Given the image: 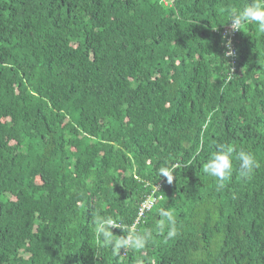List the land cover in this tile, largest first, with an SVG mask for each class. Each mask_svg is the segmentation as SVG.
<instances>
[{
  "label": "trees",
  "instance_id": "1",
  "mask_svg": "<svg viewBox=\"0 0 264 264\" xmlns=\"http://www.w3.org/2000/svg\"><path fill=\"white\" fill-rule=\"evenodd\" d=\"M246 2L0 0V264H264V32L222 35ZM221 144L260 166L219 186Z\"/></svg>",
  "mask_w": 264,
  "mask_h": 264
},
{
  "label": "clouds",
  "instance_id": "2",
  "mask_svg": "<svg viewBox=\"0 0 264 264\" xmlns=\"http://www.w3.org/2000/svg\"><path fill=\"white\" fill-rule=\"evenodd\" d=\"M229 20L231 22V31H241L249 22H255L261 32H264V0H247L243 7H233L228 10ZM225 56H234L235 52L231 48V42L228 37H225ZM235 149L226 145H218L217 150L212 154L211 158L205 165V172L211 177H215L219 182V186H223L225 181H228L232 176L233 171V153ZM235 159L239 161V174L242 179H248L256 168L260 166L258 160L252 152L239 150L235 152ZM172 169L160 171L159 175L167 178L168 182L173 180ZM160 215L163 217L160 223V228L165 226V223H171L172 214L165 209L160 210ZM95 232L97 237L103 238L105 246H112L117 251L122 248L134 250L143 249L153 238L150 229H144L143 232H132L127 236L120 237L113 234L112 229L117 227L116 221L111 217L98 216L94 220ZM174 235V231L171 233Z\"/></svg>",
  "mask_w": 264,
  "mask_h": 264
},
{
  "label": "built area",
  "instance_id": "3",
  "mask_svg": "<svg viewBox=\"0 0 264 264\" xmlns=\"http://www.w3.org/2000/svg\"><path fill=\"white\" fill-rule=\"evenodd\" d=\"M230 24H231V22H230ZM230 24H226L225 26H223L222 27V35L225 37H228V39L230 40V38L232 37V35L235 33V32H233V31H231V29H230ZM232 48V47H231ZM152 202L151 201H147L146 202V205L147 206H150V204H151ZM142 209H144V204L142 203V207H141V209H140V211H139V213H138V216H141V212H142Z\"/></svg>",
  "mask_w": 264,
  "mask_h": 264
}]
</instances>
